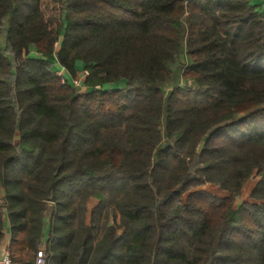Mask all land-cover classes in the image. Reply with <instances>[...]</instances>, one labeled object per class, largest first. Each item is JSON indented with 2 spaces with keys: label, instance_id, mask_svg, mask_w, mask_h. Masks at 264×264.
<instances>
[{
  "label": "trees",
  "instance_id": "obj_1",
  "mask_svg": "<svg viewBox=\"0 0 264 264\" xmlns=\"http://www.w3.org/2000/svg\"><path fill=\"white\" fill-rule=\"evenodd\" d=\"M2 35L14 264H264L259 0H0Z\"/></svg>",
  "mask_w": 264,
  "mask_h": 264
},
{
  "label": "built area",
  "instance_id": "obj_2",
  "mask_svg": "<svg viewBox=\"0 0 264 264\" xmlns=\"http://www.w3.org/2000/svg\"><path fill=\"white\" fill-rule=\"evenodd\" d=\"M57 75L61 78L62 84H66L67 78L65 77V71L58 66H56ZM89 75L87 71H83L78 78L73 79V82L75 87H79L80 89H83V83L85 78ZM97 89H100V87H97ZM0 264H14L12 260V256L9 251H7L1 258H0ZM35 264H47V257L45 250H39L36 257Z\"/></svg>",
  "mask_w": 264,
  "mask_h": 264
},
{
  "label": "crops",
  "instance_id": "obj_3",
  "mask_svg": "<svg viewBox=\"0 0 264 264\" xmlns=\"http://www.w3.org/2000/svg\"><path fill=\"white\" fill-rule=\"evenodd\" d=\"M259 3L264 5V0H259ZM83 72L82 68L79 69V73H77L75 78H78L80 76V74ZM67 76V75H66ZM5 237L3 242L0 244V258L7 252L9 251V246L11 244V228L10 225L8 223L7 220V215H5ZM46 239V238H45ZM45 241V240H44ZM44 247V248H42ZM42 247L40 248V250L45 249V242L43 243Z\"/></svg>",
  "mask_w": 264,
  "mask_h": 264
},
{
  "label": "rangeland",
  "instance_id": "obj_4",
  "mask_svg": "<svg viewBox=\"0 0 264 264\" xmlns=\"http://www.w3.org/2000/svg\"><path fill=\"white\" fill-rule=\"evenodd\" d=\"M0 42H1V45L2 46H4V35H2L1 37H0ZM71 82H73V80L71 81ZM72 85L75 87V85H74V83H72ZM77 90H80V88L79 87H75ZM18 136L16 137V141H18ZM95 203V201H93L92 203H91V206H93V204ZM117 223H119L118 222V220H117ZM120 233H121V231H120ZM42 248H44V247H42ZM45 248H46V246H45ZM43 250H45V249H43Z\"/></svg>",
  "mask_w": 264,
  "mask_h": 264
}]
</instances>
